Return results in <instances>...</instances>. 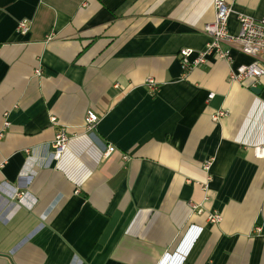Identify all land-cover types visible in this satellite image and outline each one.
Masks as SVG:
<instances>
[{"label": "crops", "instance_id": "0c3cea01", "mask_svg": "<svg viewBox=\"0 0 264 264\" xmlns=\"http://www.w3.org/2000/svg\"><path fill=\"white\" fill-rule=\"evenodd\" d=\"M234 9L235 34L264 0ZM214 18V0H0V264H264V78L230 80L254 60L237 45L233 65L180 61Z\"/></svg>", "mask_w": 264, "mask_h": 264}, {"label": "built area", "instance_id": "2783aa9c", "mask_svg": "<svg viewBox=\"0 0 264 264\" xmlns=\"http://www.w3.org/2000/svg\"><path fill=\"white\" fill-rule=\"evenodd\" d=\"M236 0H214L215 18L213 21L205 25V32L210 36V40L205 47L196 52L195 49L186 47L180 50V61L186 72L190 71L196 66H200L207 62L209 55L227 60L233 65L234 58L231 54V46L237 45L239 49L246 55L252 56L254 60L248 64H239L232 66L230 70V80L233 82L244 83L248 82L249 87L257 86V84L264 78V15L260 18L248 15L246 13H237L240 28L238 33H231L229 30L230 17L235 13L234 5ZM18 29L27 33L30 29L27 20H21L18 23ZM37 73H40L37 70ZM147 84L155 92L157 87L155 80L152 77L147 79ZM215 93L209 94V98L214 97ZM7 114V113H6ZM52 123H56V117L51 118ZM99 122V115L94 111H88L85 118V128L88 131H93ZM10 126L9 120L6 118L3 128L0 130V137H3L5 130ZM70 134L66 127L59 126L55 139L52 144V155L59 160L66 152ZM116 150L113 144L108 145L105 155L109 156ZM264 151V150H263ZM259 153H263L259 151ZM125 158L127 156H124ZM214 158L203 161L202 166L206 171H210ZM4 168V163H0V173ZM211 175L207 177L204 187H207L211 180ZM3 183H0V186ZM14 197L22 198L23 192L14 191ZM191 207L197 209L198 213L207 212V219L210 222L217 223L222 219V214L217 211H204L202 207L192 202ZM261 230L260 228H258Z\"/></svg>", "mask_w": 264, "mask_h": 264}, {"label": "water", "instance_id": "95a60500", "mask_svg": "<svg viewBox=\"0 0 264 264\" xmlns=\"http://www.w3.org/2000/svg\"><path fill=\"white\" fill-rule=\"evenodd\" d=\"M251 90L254 91L255 93H259L261 89L257 86H253Z\"/></svg>", "mask_w": 264, "mask_h": 264}]
</instances>
